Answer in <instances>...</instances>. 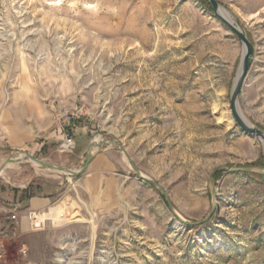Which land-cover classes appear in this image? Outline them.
I'll return each mask as SVG.
<instances>
[{"label":"rangeland","instance_id":"374dc122","mask_svg":"<svg viewBox=\"0 0 264 264\" xmlns=\"http://www.w3.org/2000/svg\"><path fill=\"white\" fill-rule=\"evenodd\" d=\"M217 1L254 46L239 109L264 130V0ZM208 6L0 0V168L79 172L2 169L0 264H264L260 176L210 181L262 168L264 145L232 118L242 45Z\"/></svg>","mask_w":264,"mask_h":264},{"label":"water","instance_id":"95a60500","mask_svg":"<svg viewBox=\"0 0 264 264\" xmlns=\"http://www.w3.org/2000/svg\"><path fill=\"white\" fill-rule=\"evenodd\" d=\"M206 1L212 10L213 16L216 17L217 19H219L229 29V31L237 37V39L239 40V42L242 45V55H241V59L239 62V67H238V70H237V73H236V76H235V79H234V82H233V85H232V88L230 91V95H229V108H230L232 118H233L235 124L241 129V131H243L244 133H246V134H248V135H250L256 139H258L264 145V130L256 128V127L252 126L251 124H249L243 118V116L240 113V109H239V97L241 95L245 79H246L248 71L250 69L252 56L254 54V46L251 43V41L249 40V38L245 35V33L243 31H241L240 28L237 25H235L233 21H231V19L229 18L227 13L223 10V8L220 6V4L218 3L217 0H206ZM92 146H93V142H90L88 149H90ZM22 159H28V160L32 161L33 163H35L39 166H42L46 169L54 170L57 172H62L64 174H68L70 176H76L77 174H79L78 171H73L70 169L63 168V167H57V166L51 165L49 163H46L40 159L31 158L28 154L24 155L23 158H14V159L8 158V159H6L2 163V167L0 168V173H1L2 169L8 163H18ZM91 159H92V155L87 153L86 157H85V163H84L83 169H85L87 167V165L89 164ZM220 171H223L225 173L256 174V175L260 176L261 181L264 183V166L260 169H254L251 167H242V168L219 167V168H216L212 172V174L210 175V181L212 180L213 174L220 172ZM166 201H167V199H166ZM215 209H216V205L214 204L211 208L210 213H209V217L214 213ZM209 217H206L201 222L207 221L209 219ZM180 221L184 222L181 219H180ZM188 224L194 225L195 223H188Z\"/></svg>","mask_w":264,"mask_h":264},{"label":"built area","instance_id":"2783aa9c","mask_svg":"<svg viewBox=\"0 0 264 264\" xmlns=\"http://www.w3.org/2000/svg\"><path fill=\"white\" fill-rule=\"evenodd\" d=\"M80 114H81L80 110L75 106L69 110L64 108L58 109V111L54 113V117L57 121L62 119L64 121V124L68 127L70 120L77 118ZM63 147L65 148L64 149L65 151H72V149L74 148V143L70 137L69 132L65 133L64 135ZM14 218H15L14 215L10 216L11 220H13Z\"/></svg>","mask_w":264,"mask_h":264},{"label":"crops","instance_id":"0c3cea01","mask_svg":"<svg viewBox=\"0 0 264 264\" xmlns=\"http://www.w3.org/2000/svg\"><path fill=\"white\" fill-rule=\"evenodd\" d=\"M90 144V143H89ZM89 144L86 145L83 149H81V153H86V151L88 150L89 148ZM1 199H3L2 197H0ZM12 199H15V195H13ZM28 204H27V208L31 211H36L40 208H42L46 202V199L43 198V199H39L37 197H32L30 198L28 201ZM4 204L3 202L0 200V212H2L4 210ZM8 220V219H7Z\"/></svg>","mask_w":264,"mask_h":264},{"label":"bare ground","instance_id":"6f19581e","mask_svg":"<svg viewBox=\"0 0 264 264\" xmlns=\"http://www.w3.org/2000/svg\"><path fill=\"white\" fill-rule=\"evenodd\" d=\"M231 118L230 119H227V120H225L224 118H218V122L219 123H224V122H226L227 123V125H230L231 124ZM99 144V139L96 137V138H94V140H93V146L94 147H97V145ZM23 157V155H21V157H19L18 156V158H22Z\"/></svg>","mask_w":264,"mask_h":264},{"label":"trees","instance_id":"16d2710c","mask_svg":"<svg viewBox=\"0 0 264 264\" xmlns=\"http://www.w3.org/2000/svg\"><path fill=\"white\" fill-rule=\"evenodd\" d=\"M201 1H203L207 6H208V4H207V1L206 0H201ZM209 7V6H208ZM210 9V8H209ZM211 10V9H210ZM218 174H220V172L219 173H217L216 175H218ZM28 190V189H27ZM13 192H16L15 190L13 191ZM23 194H25V199H30L31 197H32V195H30V194H28V195H26V190L23 192Z\"/></svg>","mask_w":264,"mask_h":264}]
</instances>
